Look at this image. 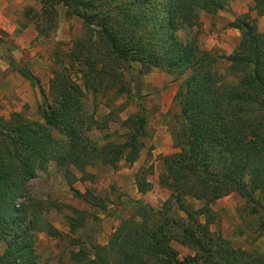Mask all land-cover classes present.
I'll return each instance as SVG.
<instances>
[{
	"label": "trees",
	"instance_id": "1",
	"mask_svg": "<svg viewBox=\"0 0 264 264\" xmlns=\"http://www.w3.org/2000/svg\"><path fill=\"white\" fill-rule=\"evenodd\" d=\"M57 1L84 18L85 33L76 38L70 51L72 65L80 61L83 85L67 69L55 70L49 91L40 89L44 97L38 106L42 121L30 120L20 112L0 115V244H6L0 264H36V233L60 235L49 221L35 219L38 210L27 185L51 159L64 168L71 187L84 197L74 182L93 177L86 170L88 164L101 159L115 166L121 158H138L147 133L142 103L140 111L122 120L130 127L125 141L102 147L87 132L94 121L83 105L85 89L130 92L124 71L132 77L133 62H139L140 72L154 66L177 77L187 72L175 95L180 108L179 126L174 130L178 151L165 158L163 182L178 201L189 195L203 201L200 207L185 210L187 227L181 228L178 240L190 244L195 254L179 259L171 245L167 220L145 208L141 219L121 220L107 245L93 246L95 257L85 255L86 264H110V257L114 264H196L199 260L204 264H264L260 256L241 257L206 232L204 237L196 235L188 225L195 222L196 228L207 229L208 221L201 224L198 216L205 214L208 220L209 203L232 191L245 198L252 211H264V201L255 197L258 190L264 194V32L247 15L231 23L238 29L240 41L227 57V71L234 79L225 82L224 74L214 66V53L198 49L195 39L182 41L176 32L196 23L200 11L216 12L230 0ZM113 2L118 3L115 10L109 8ZM253 3L264 15V0ZM44 4L56 12V0H44ZM24 76L40 82L31 73L24 72ZM54 129L63 138L55 135ZM71 164L81 170V177ZM150 185L138 182L142 191ZM70 224L76 226L73 220ZM79 251L73 256L83 261Z\"/></svg>",
	"mask_w": 264,
	"mask_h": 264
},
{
	"label": "rangeland",
	"instance_id": "2",
	"mask_svg": "<svg viewBox=\"0 0 264 264\" xmlns=\"http://www.w3.org/2000/svg\"><path fill=\"white\" fill-rule=\"evenodd\" d=\"M116 4H109V8L115 10ZM47 6L44 0H0V115L9 117L11 112H20L30 120L42 121L38 106L44 97L40 89L45 93L49 91L55 70L67 69L72 78L83 85L82 72L78 70L80 61H75L74 67L70 51L76 38L85 33L84 18L61 1L56 0V12ZM245 15L264 32V15L258 13L253 0H230L216 12L200 11L197 22L182 26L176 35L184 42L195 39L198 49L214 53V66L224 74L225 82H231L234 77L227 71V57L240 41V33L231 23ZM24 72L31 73L40 82L26 78ZM124 72L130 92L103 88L97 93L84 88V109L94 121L87 132L100 147L108 142H124L130 127L122 124V120L140 111V102L147 116L144 146L134 161L121 158L113 166L97 159L88 164L86 170L93 177L85 181L78 178L74 182V187L80 189L84 197L71 187L64 168L56 159H51L45 169L38 170V175L27 183L38 210L34 217L55 225L60 235L36 233V264H86V258L95 257L93 246L107 245L121 220L132 216L141 219L145 208L153 209L158 218L167 220L173 237L171 245L179 259L195 254L190 244L178 240L182 238L181 228L187 227L185 210L196 209L203 201L190 195L178 201L163 182L165 158L178 151L174 145V130L179 126L180 108L175 95L182 88L187 72L177 77L155 66L150 71L140 72L139 62L132 63V77L127 69ZM53 131L63 138L58 130ZM70 167L81 177L76 165ZM139 181H148L151 185L142 191ZM255 197L264 201V194L259 190ZM16 203L20 207V200ZM251 208L245 198L232 191L209 203L208 220L205 214L198 216L201 224L208 221L207 229L196 228L195 222L188 225L196 235L204 237L206 232L215 242L228 245L226 247L241 257L243 254L247 258L264 259V211L255 212ZM81 217L84 223L80 222ZM70 220L76 224L73 228ZM5 247L2 242L0 253ZM75 251H79L83 261L73 256ZM110 264H114V257H110ZM196 264L204 262L199 260Z\"/></svg>",
	"mask_w": 264,
	"mask_h": 264
}]
</instances>
